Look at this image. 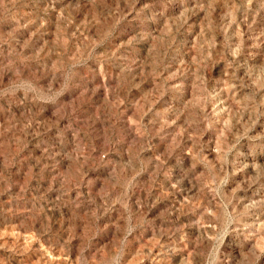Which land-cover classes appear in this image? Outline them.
I'll list each match as a JSON object with an SVG mask.
<instances>
[{"label": "rangeland", "instance_id": "1", "mask_svg": "<svg viewBox=\"0 0 264 264\" xmlns=\"http://www.w3.org/2000/svg\"><path fill=\"white\" fill-rule=\"evenodd\" d=\"M0 264H264V0H0Z\"/></svg>", "mask_w": 264, "mask_h": 264}]
</instances>
